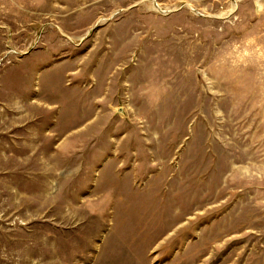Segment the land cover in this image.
Here are the masks:
<instances>
[{
  "label": "rangeland",
  "instance_id": "374dc122",
  "mask_svg": "<svg viewBox=\"0 0 264 264\" xmlns=\"http://www.w3.org/2000/svg\"><path fill=\"white\" fill-rule=\"evenodd\" d=\"M0 264H264V0H0Z\"/></svg>",
  "mask_w": 264,
  "mask_h": 264
},
{
  "label": "crops",
  "instance_id": "0c3cea01",
  "mask_svg": "<svg viewBox=\"0 0 264 264\" xmlns=\"http://www.w3.org/2000/svg\"><path fill=\"white\" fill-rule=\"evenodd\" d=\"M124 20V19H123ZM126 21L127 20H125L123 23H126ZM131 21H132V23H136L137 24V20L135 19V18H133V19H130V23H131ZM114 29V28H113ZM108 31H112V29H110L109 28V30ZM39 45V44H38ZM80 49H82V48H75V47H73L72 45H70L69 47L67 46V48H66V51L67 52H69V54L71 55V58H73V57H77V55H79V54H81V53H79V50ZM35 55H38L39 57H41V56H43V57H45V56H53L55 53H57L58 51H57V49H47V48H43V46H41V43H40V45L38 46V48L36 47V50H35ZM84 52V51H83ZM88 55L87 54H81L80 55V57L81 58H85V57H87ZM46 59V58H45ZM47 59H46V63H47ZM43 63L44 62H42V65H43ZM38 65H41V61H40V63H38ZM38 65L36 64L35 66L36 67H38ZM44 66V65H43ZM72 70V69H71ZM68 73L69 74H67L68 76H70V75H74V74H76L77 72L76 71H70V69H68ZM67 75H66V78H67ZM67 79H69V78H67ZM69 85H70V83H69ZM80 85V86H79ZM78 85V87L80 88V89H85L86 87H87V85H86V83L84 84V82L82 81V83H80ZM12 88H8L7 89V91H11V93H13V91L16 89V91H20L21 90V85H18L17 86V84H14V85H12L11 86Z\"/></svg>",
  "mask_w": 264,
  "mask_h": 264
}]
</instances>
